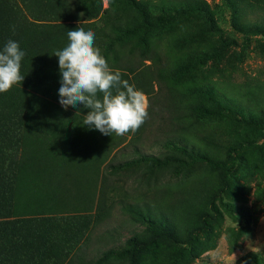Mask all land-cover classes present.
I'll return each instance as SVG.
<instances>
[{
    "label": "trees",
    "instance_id": "trees-1",
    "mask_svg": "<svg viewBox=\"0 0 264 264\" xmlns=\"http://www.w3.org/2000/svg\"><path fill=\"white\" fill-rule=\"evenodd\" d=\"M106 1L104 7L103 0H0V50L11 39L26 53L21 67L23 83L0 93V264H162L163 258L167 264L187 263L203 249L199 234L212 229L219 218L217 200L243 165L245 142L258 147V138L221 143L216 131L204 129L203 124L223 116L242 117L264 138V122L251 120L256 106L263 105L264 111L261 90L247 91L244 114L243 105L232 107L205 80L189 76L214 55L212 47L197 53L175 49V41L183 38L181 34L190 35L194 26H178L171 38L163 34L181 13L198 14L208 28L217 31L205 0ZM255 1L264 5L263 0ZM225 2L233 27L246 39L264 33L257 26L239 24L236 5ZM79 27L95 33L94 46L101 49L109 66L119 70L122 79L143 91L149 101V118L137 131L125 134L128 141L118 152L140 140L155 114L172 117L178 134L166 141L163 156L141 155L118 162V152L114 153L103 167L93 212L13 217L28 93L60 104L62 76L54 53L68 45L67 32ZM68 108L84 116L90 111L82 104ZM186 135L194 142L187 144ZM133 165H144L148 174L164 170L174 177H190L175 187H153L150 196H141V202H128V191L115 199L109 176ZM116 202L142 227L119 247L108 248L90 260L86 249L91 232L110 215ZM250 257L255 255L250 253Z\"/></svg>",
    "mask_w": 264,
    "mask_h": 264
},
{
    "label": "rangeland",
    "instance_id": "rangeland-1",
    "mask_svg": "<svg viewBox=\"0 0 264 264\" xmlns=\"http://www.w3.org/2000/svg\"><path fill=\"white\" fill-rule=\"evenodd\" d=\"M205 1L209 5L217 31L208 28L200 15L181 13L163 34L171 38L178 30V26L185 23L194 26L190 35L178 33L183 38L175 41L173 44L175 49L184 48L197 53L198 49L212 47L214 55L206 64L197 66L189 76L205 80L221 100L232 102V107L240 109V104L243 105L242 110L246 114L247 91L256 93L261 90V97L264 98V33L249 35L246 39L242 32L233 27L225 0ZM231 1L238 9L239 24L244 27L257 26L264 30V5L261 1ZM103 6H107L106 0H103ZM257 84L261 87L256 86ZM159 105L158 100L155 111ZM262 106L258 105L251 111L253 122H264ZM51 115V112H47L44 116V126L35 131L32 144L24 142L30 153V162L28 170L23 172L21 169L22 174L20 173L19 180L16 179L14 195L16 210L21 205L31 211L38 206H51L52 203L59 204L58 207L61 205L67 207L73 200L71 196L74 193L78 194L83 188H88L93 181L89 178L90 171L86 169L90 163L79 162L80 157L72 159L56 152V155L48 152L51 149L57 151V148L67 145L60 140L54 143L40 138L39 135L43 137L47 128L54 127L53 123H48V117ZM150 122L140 140L122 150L118 162L141 155L163 156L167 152L166 141L177 136L178 132H175L177 123L172 117L170 119L168 114H155ZM32 123L36 126L38 120L35 119ZM60 124L62 125V122ZM250 124H246L242 117L232 119L227 116L203 124L204 129L211 128L216 131L215 133L220 136L217 139L219 142L223 140L231 143L243 137L258 138V147L249 146L245 142V147L241 150L243 165L233 174L230 188L217 200L219 218L212 229L199 234V240L203 242L200 254L184 264H264V138L260 136L261 131ZM59 134H63V129H60ZM186 137L187 144L194 142L192 137L188 135ZM144 168V165H133L112 173L109 178L114 186L113 197L117 199L123 196L124 191H128V202H141V196L144 194L150 196L153 187H175L190 177L187 174V177L184 174L174 177L164 170L148 174L144 172ZM40 175L41 180H38ZM39 187H44L42 191L47 190L49 193H38ZM140 227L142 225L131 219L130 214L121 208V204L114 203L110 215L91 232L86 249L88 259L93 260L108 248L119 247ZM250 253L255 257L249 258ZM161 261L162 264L168 263L166 258Z\"/></svg>",
    "mask_w": 264,
    "mask_h": 264
},
{
    "label": "clouds",
    "instance_id": "clouds-1",
    "mask_svg": "<svg viewBox=\"0 0 264 264\" xmlns=\"http://www.w3.org/2000/svg\"><path fill=\"white\" fill-rule=\"evenodd\" d=\"M15 31V25L12 26ZM69 43L57 50L60 74L59 103L65 110L78 104L90 109L83 125L108 136H123L137 131L149 118V101L143 91L122 79L119 70H113L101 49L94 46L95 33L77 30L67 32ZM26 56L20 44L8 40L0 50V93L13 85L23 83L22 61Z\"/></svg>",
    "mask_w": 264,
    "mask_h": 264
},
{
    "label": "crops",
    "instance_id": "crops-1",
    "mask_svg": "<svg viewBox=\"0 0 264 264\" xmlns=\"http://www.w3.org/2000/svg\"><path fill=\"white\" fill-rule=\"evenodd\" d=\"M47 112L52 113V115L48 117V123H53L54 127L53 129L47 128L43 137L42 135H39L40 138H42L43 141L54 143L60 140L67 144L63 148H57V151L51 149L48 150V152L54 155L60 154L61 156L70 157L72 159L80 157L78 159L79 162L90 163L86 169L90 171L89 178H92L93 181L89 184L88 188L81 189L78 194L74 193L71 196V199L73 200L68 203L69 205L67 207H63L62 205L58 207L59 204L52 203L51 206H38L30 211L28 207L21 205V207H18V210L13 207V217L93 212L96 205L100 179L104 171L103 167L106 163L110 162L112 155L118 152L121 147H124L128 141V136L125 134L120 136L112 133V135L106 136L94 128L85 126L83 125L84 115L69 108L65 110L61 104H58L36 93L29 92L18 163L17 180H19L20 173L22 174L21 169L24 170L23 172L27 170L26 160L30 162V153L28 148L24 145V142L28 145L32 144L35 131L44 126V116ZM54 118L57 119L55 120ZM35 119L38 120V123L36 126H33L32 122ZM61 122L63 126L60 124ZM60 129H63V134H59ZM68 148L72 150H69ZM122 150L116 154L117 156L115 160L118 161L120 159ZM124 150H126V147ZM38 180H41V175L38 176ZM59 183L61 184L62 182ZM37 189H39L38 193L40 194L49 193L47 190L45 192L42 191L45 189L44 187H39ZM56 189L57 188H55V190ZM57 191L59 190L57 189ZM25 193L26 192H24V194ZM54 194L58 199L56 191Z\"/></svg>",
    "mask_w": 264,
    "mask_h": 264
}]
</instances>
